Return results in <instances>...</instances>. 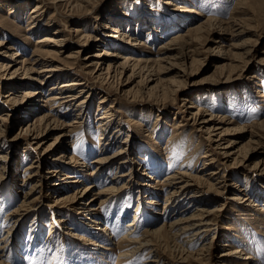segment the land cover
<instances>
[{"label": "rangeland", "instance_id": "rangeland-1", "mask_svg": "<svg viewBox=\"0 0 264 264\" xmlns=\"http://www.w3.org/2000/svg\"><path fill=\"white\" fill-rule=\"evenodd\" d=\"M38 1L41 0H0V40L8 47L16 49L19 46V52L29 58L32 51L40 46L38 40L51 36L55 30L60 31L58 38H64V42L59 51L50 46L41 48L54 50V61H70L74 63V68L71 73L48 81L46 89L55 81L85 78L90 92L87 111L78 128L63 140L62 147L66 148L67 155H73L87 166L84 167L82 163L77 167L70 163L64 164L63 170L74 171L70 175L79 182H69L72 179H67L68 187L61 193L60 190L53 189L55 186L50 184V180L39 177L32 196L34 200L28 202L23 210L16 212L17 216L15 213L14 223L9 215L18 208L23 194L30 187L29 183L22 184L21 181L24 178V168L31 163L39 149L53 142L60 129L45 130L34 139L21 130L27 123H33L35 120V123H38V116L47 111L43 105L44 101L35 100L37 103L32 104L33 108H30L33 111L27 115L20 109L9 111L6 131L0 136V153L6 155L4 169L0 173V244L5 245L4 264H201V261L192 258L188 262L177 261V244L184 246L182 241L188 235L185 233L172 240L166 227L148 236L147 238L154 242L149 240L150 245L136 252L131 253L132 247L123 242L119 244V241L125 235L126 225L134 214L137 217V225L133 227L136 229L134 235L139 236L146 228L155 229L164 222L168 223L178 215L176 212L185 208L189 202L188 197H191L193 188L185 196L181 195L175 200V203H180L178 206L174 207V202L172 205L163 206L166 191L158 190L160 185L156 183V180H163L165 175L177 170L198 176L203 174L199 172L203 166L201 155L211 153L207 151L210 145L204 135L193 130L190 125L192 120H188L189 125L181 127L180 134L170 139L172 123L181 120L182 116H191L188 110L186 111L189 102L210 114L232 121L231 125H225L228 127L250 126L264 119V0H170L184 6L188 3L193 9L202 12V18L175 12L170 9L171 5L163 3L164 0H61L57 11L48 0H42L44 6L37 13L38 30L32 32L29 29V15ZM141 12L148 16L142 18ZM52 13L54 15H51ZM205 18L220 21L223 27L234 21L244 29L243 33L235 36L218 32L205 33L197 42L188 41L186 53L182 50L184 58L178 54L180 49L168 50L169 53L164 55L167 62L162 60L159 63H147L148 70L151 69L150 73L135 70L133 74L128 69L126 74L93 78L95 74L91 71L94 64L83 70L79 68V65L86 61V56L103 49L110 53L120 51L124 57L156 59L160 56L158 49L161 45L177 34H184L187 27L196 20ZM138 19H146V22L141 25ZM106 24H121V29H129L128 32L131 30V33L134 31L132 36L136 37L135 41H141L146 46L126 45V50H119L115 44L110 45V38L105 37L109 31L103 28ZM94 37L98 40L93 42L91 39ZM180 40L172 47L183 45ZM81 43L85 45L80 46ZM251 45V52L245 53ZM78 48L82 51L76 55L77 58L66 57ZM3 51L14 53L16 50ZM113 58L106 56L103 61L107 63ZM2 61L5 62V59L0 55V62ZM176 82H182L183 87L173 94L170 90L175 88L172 84L175 86ZM28 83L29 80H24L21 84L25 86H19L0 77V107H10L9 103L3 101L5 96H2L7 93L8 87H14L13 92L21 96ZM148 87H152L150 92ZM103 97L106 100L100 102ZM110 105L119 113H115L117 118L110 124L109 134L119 128L120 144L123 145L122 141L128 139V155L134 157L137 162L123 167L127 170L132 166L131 176L126 177H131L134 182H127V179L117 181L118 186L124 183L125 187L114 193L117 195L115 204L110 200L98 207L95 217H103L102 224L99 225L103 226L106 222L108 232H101L100 227L97 229L93 226L92 232L96 235L90 233L91 231L87 232L89 227L85 225H93L89 218L81 217L77 209L69 208L65 201L57 204L56 198L73 194L83 190L85 185L92 184L93 177L88 172L96 167L93 159L100 153L99 116L102 115L104 107ZM64 110L62 109V113ZM191 110L196 111L195 108ZM73 112L69 116L60 113H55L54 116L61 121L70 122L75 119V110ZM256 132L260 136L255 137L258 138L255 139L257 142L249 141L247 133L242 135L239 143L232 148L237 162L233 164L231 160L229 164L226 162V165H218L219 179L223 174L228 175L226 186L220 188L223 193L215 195L206 190V183L201 180L204 181L200 188L201 195L209 204L190 202L188 210L184 212L187 216L194 213L197 206L214 208L223 205L214 218L219 227L218 231L215 233V230H211L205 236L199 235L190 246H184L187 252H195L204 244L207 245L215 233L216 238L211 241V252L216 258L211 264H264V173L255 168V164L260 166L259 168L264 166V131ZM36 143L40 145L34 148ZM120 144L117 143L109 151H115ZM257 145L261 146L260 149H255ZM49 150L51 153L47 157L50 163L52 157L61 152V149L51 147ZM212 156L219 158L216 153ZM47 165L44 163L42 172L46 170ZM209 169L205 170L204 178ZM116 170L119 168L112 167L105 174L99 175L94 183L96 188L107 186L109 178L117 174ZM142 172L153 177L148 179L153 186H150L151 190H154L152 193L141 190L137 185L141 178L147 180ZM58 178L61 179V175H58ZM238 188L248 189L250 195H253L254 205L253 202L248 206L230 202L229 198L239 193ZM150 200L154 203H150ZM61 215L64 222L55 223L54 219ZM80 223L82 229L77 227ZM35 225L37 233L34 237L32 229ZM67 231L82 235L88 241L95 240L111 249L101 251L89 245L85 239L73 241L66 234ZM175 232L176 230H173L171 233ZM2 238L4 239L1 240ZM61 239L65 245L63 251ZM222 243H228V246H223ZM236 248L250 254L253 259L242 261L237 258L238 255H234L217 261L221 253L231 252ZM125 252H128V256H119ZM154 255L156 257H153ZM153 258H156V262L151 261Z\"/></svg>", "mask_w": 264, "mask_h": 264}, {"label": "bare ground", "instance_id": "bare-ground-1", "mask_svg": "<svg viewBox=\"0 0 264 264\" xmlns=\"http://www.w3.org/2000/svg\"><path fill=\"white\" fill-rule=\"evenodd\" d=\"M60 1L61 0H48L47 2L52 3L54 6V10L57 11L58 3ZM164 1H163L164 4H169L172 6L170 9H172L175 12L177 11L182 15H186V16L189 15L193 18L194 17L202 18L204 16L202 12H200L198 9H193L191 5H188V3H185L187 5L184 6V5H179V3L175 4L170 0H166L165 2ZM43 6H42V0L38 1L30 11L31 15H29V19L31 18L30 21L31 25L29 29L32 30V32L34 30H38L36 22L38 21L39 16L37 17V13H39L38 11ZM51 15H54V13H52ZM141 15L142 18H146V16H148L147 14H145V12L144 13L141 12ZM141 20L138 19L137 21H140V24L144 25L146 19L145 20L141 19ZM232 22L233 23H231L230 25L223 27L220 21L217 22L216 20H212L208 18L199 21L196 20L195 23H192L193 25L191 24L190 26L187 27L186 32L184 34H177L171 37L167 43L161 45L158 49L160 52L159 53L160 56L156 59L133 58L130 56L124 57L120 53V51L119 52L117 51L115 53H110L108 52V50L103 49V51L94 52L90 54L88 57L86 56L85 57L86 61L83 62V65L80 64L79 68L83 70L94 64L95 66L91 71L94 72L95 74L93 75V78H100L102 75H106L107 78H109V77H114L118 74H123V73L126 74L128 69L131 70L133 74L135 70H138L139 72L145 70V72L147 71V73H150L151 69L148 70L149 65H147V63L149 64L154 62L159 63L162 60H165L167 62L166 60L167 57L164 55L169 53L168 50L180 49L179 50L180 53L178 52V54H180L182 58L183 57L182 50L185 51L186 53V49H188L186 47V44H188V41L197 42L205 33L212 34L218 32L220 34H228L230 36H235L240 34L244 29L240 28V26H238V23L234 21ZM120 26L121 24L114 26H109L107 24L103 25V28L109 30L105 34V37L111 39V42H109L110 45L115 44L118 49L124 48V50H126L124 47L126 45L134 46V47H136V45L138 46L145 45L141 41L138 42L135 41L136 37L132 36L134 31L132 33L131 30L130 32H128L129 29L124 30L121 29ZM151 28L154 29V27ZM75 31L77 30L75 29ZM58 33H60V31L55 30L52 34H57V36L51 34V36H44L42 37V39L38 40L37 43L40 44V46H38V48H35L32 51L31 57L29 58L24 57V54L19 52L21 51L19 46H17L16 49L14 47H8L6 46L3 40L2 41L0 40V55L3 56V59H5V62L4 61L0 62V77L10 83L14 82L17 85L19 84V86H25L24 84L22 85L21 83L24 82V80H29V83L27 85L28 87L22 90L21 96H18V94L13 92L14 87H8L7 93L2 95L5 96L3 101L9 103L10 107H3V108L0 107V136H2V132L6 131L5 127H6V121L8 119L7 115L9 114V111L20 109L24 112L25 115H27L29 114V112L33 111L30 109L33 108L31 107V105L32 104L35 105L38 102V100L44 101L43 105H45L47 111L45 110L44 113L38 116L37 118L39 120L38 123H35L36 120L33 123H27V125L22 127L21 130H23V132H25L27 136L34 139L36 137H39L40 134L43 133L45 130L53 129V128L60 129V132L57 134V136H55L53 142L48 144L47 147H44L43 149H39L35 153V156H33L31 163L24 168L25 170L23 174L24 178H22L21 181L23 182L22 184L29 183L30 187L23 194V200L19 204L18 208L13 210V212L9 215L11 218H13L14 223H16L15 216L18 215L16 212L23 210L28 202L34 200L32 196H34L36 183L38 182L39 177L50 180L51 181L50 184L55 186V188L53 189L60 190L61 193V191H63L66 187H68V182L66 181L69 180L67 179H72L69 182H79L78 179H76L73 175H70L71 173H74V171L70 169L63 170L64 164L70 163L73 164L75 167H77L81 165L80 163H82L84 167L87 166L85 162H79L77 159H75L73 155H67L66 148L64 149V146L62 147L63 140H65L69 135H71L76 130V128H78V125L81 124L82 118L85 112L87 111V100L90 92L89 89H87L88 85L86 83L85 78L76 77L68 80L63 79L61 81H55L51 84L49 88L46 89V85L48 81L50 80L53 81L52 80L53 78L67 75L71 73L72 69L74 68V63H71L70 61L65 63H60V62L58 63L54 61V59L52 58L53 53H55L54 50L41 48L45 46H50L51 48L55 49V51H59L58 49H60L63 46L64 38L62 37L58 38L60 36L58 35ZM82 37L86 38L89 36L82 35ZM180 39L183 41V45H180L178 47H172V45L176 44ZM91 40L94 42L97 41L98 38L94 37ZM84 45L85 43L80 44V46H84ZM3 49H7V50L14 49L16 51L14 53L11 52L6 53L3 51ZM251 49H252V45L249 49L246 50V52L245 51L244 52L248 54L251 52ZM80 51H82L81 48H78L77 50L73 51L74 53H70L66 55V57H69L68 59L72 57L77 58L76 55L78 56ZM106 56H111L114 58L119 57L121 59L118 60L113 58L112 61L104 63L103 59ZM38 65H40L39 68ZM181 83L182 82H178L177 85L175 86L173 83L172 85L175 88L172 87L173 89H171L170 92L173 94L177 93L178 90L183 87ZM151 89L152 87H148L149 92L151 91ZM35 100H37V102ZM105 100H106L105 97H103L100 100V102H104ZM185 101L188 100L185 99ZM189 103L190 105L186 107V111L188 110V113L191 116L185 118L184 116H182L181 120H178L176 123H172V135L170 139L180 134V132H182L181 127L184 125H189L188 120L189 119L192 120V123H190V125L192 126V128H194L193 130H195V132L197 131L198 133H200V135H204L205 138L207 139V142L210 145V149H208L207 151H211V153L206 152L205 154L201 155L203 166L201 167L199 172H202L203 174L198 176V175H192L191 173H188L184 170H177L175 172L172 173L170 172L167 175H165L163 180L160 181L156 180V183L160 185V187H158L157 189L160 191H166L165 202L163 206L172 205L173 202L175 203V200L179 199V196L181 195L185 196L186 193L189 192L192 188H193V192L190 195L191 197H188L189 202L187 203L185 208H181L182 210L180 211L178 210L176 212L178 213V215L172 218L168 223L164 222L158 228L155 229L146 228L139 236H135L136 229L135 230L133 229V227L137 225V220H136L137 217L134 214L132 219L126 225L127 230L125 235L121 237L119 241V244L123 242L127 246L132 247L131 253L136 252L150 245L151 240L148 239L147 237L155 234L159 229H162L164 227H166L167 231L170 232L169 236L171 237L172 240H176L179 236L187 233L188 236L186 237V239H184V241H182L183 244L187 246H190L191 243L195 241L194 239H196L199 235L205 236L211 230H215L216 233L219 227L216 219L214 218L216 217V213H218V211L221 210V207L223 205L214 208H208L207 206L204 205L197 206L194 213L189 214L187 216L185 215L184 212L188 210L190 202H195V203L197 202L198 204L200 203L209 204L207 203V199L203 198L202 197L203 195H201L202 189L200 188L201 186H203L202 182L204 181L207 186L206 190L213 192L215 195L218 194L221 195V193H223V190L220 188L226 186L225 181L226 179H228L226 177L228 175L223 174L221 176V179H219L218 177L219 168H217L218 165L219 164L226 165V162H228L229 164L231 160L233 164L237 162L236 157L233 156L235 155V152L232 150V148L239 143V138L242 135L248 133V140L252 142L253 141L257 142L258 140L256 141L255 139L258 138L255 137L260 138V136L256 131L257 130L264 131V119H262L257 123H252L250 126L236 125L235 127H228L225 125H231L232 121L227 120L224 117L214 115L212 113L210 114L205 110H203V108L201 109L199 107H195L194 104H192V102ZM98 108H100V106H98ZM192 108H195L196 111L193 112L191 110ZM62 109H65L63 113H62ZM26 110L27 112L25 113ZM74 110H75V119H73L70 122L61 121L54 116L55 113L57 114L60 113L63 116H69V114L72 113ZM115 113H119V111L113 109V106L110 105L104 107L102 115L99 116L100 121L98 122V128L100 134L98 140L100 145V153L96 158L93 159V162L96 164V167L92 170H89L88 172V174L92 175L93 177L92 184L85 185L83 190L80 191L76 190L77 192L73 194L67 196H60V198H56L57 204H60L65 201L68 203L69 208H76L77 212H79V215L81 217L89 218V222H91L93 225L86 224L85 226L89 227L87 232L91 231L90 233L92 234H96L92 232L94 227H96L97 229L100 227L99 231L101 232L102 231L108 232V227L106 226L107 225L106 222L103 223V226L99 225L102 224L103 217L102 216L95 217V214L98 210V207L102 205L104 202L112 200V203L115 204L116 201L115 199L117 195H114V193L120 191L119 190L120 188L125 187L124 183L121 184V186H118L117 181L119 179L121 180L127 179L126 180L127 182L132 180L131 177H126L127 175L131 176L132 166H130L129 169L127 170L123 169V167L126 165H131L134 162L135 163L137 162L134 157H129L128 155V150H129L127 147L128 139L122 141L123 145L120 144L118 140V136H119L118 131H120V129L116 128L113 133L109 134L108 130L110 124L114 122L117 118V115H115ZM117 143H119L120 145L115 149V151L110 152L109 149L114 145H116ZM39 145L40 143H36L34 148L38 147ZM51 147L52 149L54 147H58L59 149H61V152L54 155L49 163V159L47 156L48 154L51 153V150H49ZM260 147H261L260 145H257L255 149L257 148L260 149ZM214 153L218 154L219 158H216V156L215 157L212 156ZM220 158L224 160L221 161ZM5 160H6V155L0 153V173L2 169H4ZM217 161H219V163ZM44 163L48 165L51 164V166L47 165L46 170H43L42 172V166L44 165ZM112 167H116V169L119 168L118 171L116 170L117 174H114L112 178H109V182L107 186H104L103 188H96V184L94 183H96L98 176L101 174H105ZM259 167H257V165L255 164V168L259 170V172L264 173V166H262L261 168ZM207 168L210 169L207 173H205L206 177L204 178L203 175L204 172H206L205 170H207ZM142 173L147 177V180H145L146 178L145 179L141 178L140 182L137 183V185L140 187L141 190H146L147 192L152 193V191L154 190H151L152 188H150V186H152V184L149 183L148 179H153V177L151 175H147L146 172H142ZM58 175H61V179L63 180L59 179ZM132 181L134 182V180ZM237 190L239 191V193H235V196L229 198L230 202H233L240 206L251 205V203L254 201V198H252L253 195H250L248 189L238 188ZM242 191L243 193H240ZM150 203H154V201L150 200ZM179 204L180 203H175L174 207L178 206ZM252 204L254 205V202ZM20 216L18 218H20ZM80 216L79 218H81ZM61 221L64 222L62 215L59 216V218L54 219L55 223H60ZM80 225L81 223L78 224L77 227L82 229L83 227H81ZM36 226L37 225H35L32 229L33 231L32 234L35 233L33 235L34 237L36 236L37 233ZM173 230H176V232L171 233ZM215 233L211 237L212 242L213 239L216 238ZM66 234L69 235L71 237V240L73 241L85 239L84 236L69 231H67ZM5 237L6 236H4V238ZM34 237L32 241L34 240ZM4 238H2L1 240H3ZM62 240L63 239L60 240L61 243L60 245H61V250L63 251L65 245L63 243L64 241ZM85 240L88 241L87 239ZM211 241L207 245L204 244V246H201L195 252H187L186 249L184 248L185 245L183 246L177 244L178 251L177 250L176 251L179 252L178 256H176L178 259L177 261L188 262V260L190 261L192 258L194 260L201 261L202 262L201 264H211L212 260L216 258L212 255L211 252V246H212ZM88 244L97 247L101 251L111 249L95 240L88 241ZM227 244L222 243L221 245L226 246ZM4 247H5L4 244H0V264H4V259H3ZM127 253L126 252L121 253L119 256L126 257L128 256ZM101 254H105V253L101 252ZM234 255H238L237 258H239L242 261H248L253 259V257L250 254L245 253L242 249L236 248L231 252L221 253L217 261L224 260L225 257L227 258V256H234ZM153 257H156V255H154ZM151 261L156 262V258L151 259ZM245 263L246 262H244V264ZM152 264H156V263H152ZM170 264L173 263L171 262Z\"/></svg>", "mask_w": 264, "mask_h": 264}, {"label": "snow or ice", "instance_id": "snow-or-ice-1", "mask_svg": "<svg viewBox=\"0 0 264 264\" xmlns=\"http://www.w3.org/2000/svg\"><path fill=\"white\" fill-rule=\"evenodd\" d=\"M130 264H131V262H130Z\"/></svg>", "mask_w": 264, "mask_h": 264}]
</instances>
